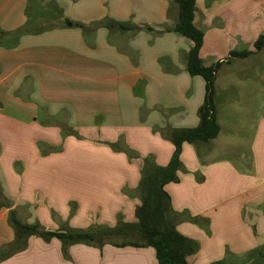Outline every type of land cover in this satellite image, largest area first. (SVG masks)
<instances>
[{"label": "crops", "instance_id": "obj_1", "mask_svg": "<svg viewBox=\"0 0 264 264\" xmlns=\"http://www.w3.org/2000/svg\"><path fill=\"white\" fill-rule=\"evenodd\" d=\"M246 1L196 0L205 65L219 50L253 53L219 58L220 131L202 154L184 142L179 180L165 186L178 231L200 244L189 264L264 247V75L229 71L264 64L254 48L264 27ZM177 15L175 0H0V196L10 205L0 206V251L15 239L10 209L54 231L137 221L144 160L168 165L170 131L196 127L206 95L186 68L193 41L172 30ZM116 238L72 244L65 256L58 238L34 235L0 264H158L153 247Z\"/></svg>", "mask_w": 264, "mask_h": 264}, {"label": "trees", "instance_id": "obj_2", "mask_svg": "<svg viewBox=\"0 0 264 264\" xmlns=\"http://www.w3.org/2000/svg\"><path fill=\"white\" fill-rule=\"evenodd\" d=\"M178 6L177 20L172 30L193 41V46L186 56V68L189 74L200 75L205 80L206 95L202 106L199 108L200 121L196 127L178 128L170 131L169 139L175 145L174 153L166 166H160L150 159L144 160L142 168L141 204L136 208L135 223H121L114 228L103 230H47L39 223H24L20 220L15 210H9V220L15 232L14 241L5 250L0 251V261L11 257L13 254L27 247L31 236H39L48 241L58 238L63 243L64 255L67 248L75 243H85L102 247L112 238L121 237L118 246H151L156 250L158 264H189L188 257L196 254L200 248L198 241L181 234L177 229L179 213L173 209L171 197L165 186L170 182L179 180L178 171L183 169L180 159L181 148L184 142L197 145L202 154L209 142L215 138L220 125L217 122V111L214 102L215 77L220 69L221 61L205 65L200 49L204 42L205 32L195 25L196 0H175ZM68 25H79L67 20ZM119 27L128 28L122 23H115ZM256 51L264 48V33L260 34L254 42ZM253 52L248 49L231 50L230 57H247ZM0 206L10 207L9 202L0 196ZM134 234L135 239L127 236ZM264 247L252 250L246 256L239 258L233 255L221 261L210 264H247L249 262H262Z\"/></svg>", "mask_w": 264, "mask_h": 264}, {"label": "rangeland", "instance_id": "obj_3", "mask_svg": "<svg viewBox=\"0 0 264 264\" xmlns=\"http://www.w3.org/2000/svg\"><path fill=\"white\" fill-rule=\"evenodd\" d=\"M211 2H213V0H205L206 4H209ZM203 3H204V1H203ZM201 4L202 3L200 2V5ZM243 4L244 5L246 4L245 5V12L247 13V17H249L250 11L248 9L250 7V10L254 12V15H256V18L254 19V22L258 19L256 27L263 28L264 26H263V23L261 21L264 18V0L259 1L258 2V6H256V7L251 5L252 1H250V0H247L246 2H243ZM258 16H261V17L259 18ZM202 29L205 30L204 27ZM235 49H237V48H235ZM235 49H233V50H235ZM229 54H230V52L225 54L224 52H221V50H219V54L214 55V56H218L219 55L218 59L216 58L217 60L215 62H217V61H221L222 62L224 58H230ZM209 58H211V56L207 57L206 59H209ZM219 58L220 59L223 58V59L219 60ZM229 71L231 73H233L235 75H239V76L251 74V75H253L251 79H258L259 76L264 75V64H259V63H253L252 64V61L247 60V61H244L243 63H240L239 65H234L231 68V70H229ZM225 72H228V71H226V67L223 68L222 71L220 69L218 71V73H217L219 78L223 77ZM74 209H75V206H73V208H71L70 217H71L72 212H73ZM127 238H129V239H134L135 238L136 239L137 236L134 235V234H129V236H127ZM116 240L121 241L122 238L121 237H117ZM28 241H29V239H28ZM27 246H28V242H27ZM262 263L264 264V258H262Z\"/></svg>", "mask_w": 264, "mask_h": 264}]
</instances>
